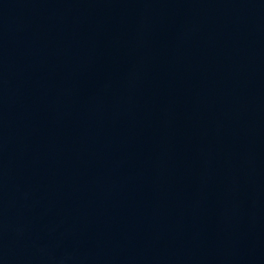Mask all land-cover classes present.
<instances>
[{"label":"water","instance_id":"1","mask_svg":"<svg viewBox=\"0 0 264 264\" xmlns=\"http://www.w3.org/2000/svg\"><path fill=\"white\" fill-rule=\"evenodd\" d=\"M0 264H264V0H0Z\"/></svg>","mask_w":264,"mask_h":264}]
</instances>
